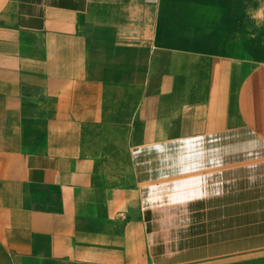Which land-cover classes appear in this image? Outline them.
I'll return each instance as SVG.
<instances>
[{
	"label": "crops",
	"instance_id": "crops-1",
	"mask_svg": "<svg viewBox=\"0 0 264 264\" xmlns=\"http://www.w3.org/2000/svg\"><path fill=\"white\" fill-rule=\"evenodd\" d=\"M163 1L0 0V264H264V0Z\"/></svg>",
	"mask_w": 264,
	"mask_h": 264
},
{
	"label": "rangeland",
	"instance_id": "rangeland-1",
	"mask_svg": "<svg viewBox=\"0 0 264 264\" xmlns=\"http://www.w3.org/2000/svg\"><path fill=\"white\" fill-rule=\"evenodd\" d=\"M200 1L203 2V1H207V0H200ZM180 3H181V5H183L182 4L183 1H180V0L179 1H177V0H164L162 2V6L165 8V10L169 11V13H170L169 16L170 17H168V16L160 17L159 16L158 18H156V21L158 22V20H159V23L161 21H163L164 22L163 24L166 27H173V28L177 29L178 26H180V27L184 26L186 28H190L192 25L196 24L197 21H199L200 19H205L203 17H193V18L189 17V18H187V17L179 16V14H178L179 11H177V10L179 8ZM160 5H161V1H160ZM184 5H185L184 6L185 9L194 8V3H192V2L184 1ZM192 19L194 20V24L191 22ZM188 21H189V23H187ZM196 25L198 27L200 26L199 23L196 24ZM219 140H220L219 138L214 139L215 142H217ZM221 140H224V139L222 138ZM209 142H210V140L207 141V143H209ZM202 143H204V142H202ZM202 143L200 141L199 142H197V141L196 142L195 141H192V142L191 141H186V142L179 143V145L173 147L172 150L174 152L179 151V153H184L185 154L184 156L186 158H194L196 156H200V152L202 151L201 147L203 145ZM169 151L171 152V149ZM202 152L205 153V151H202ZM218 152H219V148L216 147V146H213L212 148L207 149V154L208 155H211V156L215 155L217 157V158L213 159L211 161V163H207V165L209 164L212 167L213 165L220 163V161H223V159L221 160L218 157L219 155L217 156ZM185 166H186V170L191 171V168L201 167L202 166V162L187 163ZM216 177H217V179H224V175L220 174L219 172L216 175ZM201 178H202V176L201 177H197V178H192V179L190 178L188 181L185 180L182 184H184V185H191V184H194V183L198 184V183L201 182ZM210 178L213 179L214 176L213 177L211 176ZM208 179H209V177H208ZM218 185H221V183L218 184ZM223 185H224V183H223ZM222 188L223 187H221L220 189H222ZM181 195H184L186 197H191V196H195V195H200V192H194V190H192V191L190 190V191H185V193L181 194Z\"/></svg>",
	"mask_w": 264,
	"mask_h": 264
}]
</instances>
